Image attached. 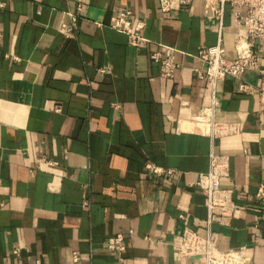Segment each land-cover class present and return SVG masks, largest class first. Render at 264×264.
Segmentation results:
<instances>
[{
    "label": "crops",
    "instance_id": "1",
    "mask_svg": "<svg viewBox=\"0 0 264 264\" xmlns=\"http://www.w3.org/2000/svg\"><path fill=\"white\" fill-rule=\"evenodd\" d=\"M0 264H199L180 257L184 228L210 232L222 264H264V118L250 88L199 80L193 59L216 43L218 19L192 0L162 13L158 0H0ZM129 9L137 47L110 27ZM225 9V55L245 35ZM77 17L75 31L63 30ZM175 50L171 79L149 53ZM264 70V42L257 45ZM256 73L244 80L254 85ZM225 132L210 136L209 125ZM228 161L224 217H208L196 186L210 155ZM162 170L158 176L147 166ZM170 171V173L168 172ZM183 215L181 221L179 216ZM209 219V223L208 222ZM17 251V252H15Z\"/></svg>",
    "mask_w": 264,
    "mask_h": 264
},
{
    "label": "built area",
    "instance_id": "2",
    "mask_svg": "<svg viewBox=\"0 0 264 264\" xmlns=\"http://www.w3.org/2000/svg\"><path fill=\"white\" fill-rule=\"evenodd\" d=\"M176 2L179 7H186L192 3V0H176ZM3 6L4 3H0V8ZM226 8L231 11V25L245 30V35H237L234 39L233 59L226 57L221 38V31L225 29L223 16ZM158 9L162 13L170 12L172 0H158ZM204 12L217 17L220 33L214 45L200 49L192 55L193 59L204 66L203 70L194 69L195 76L212 88L217 81L228 77L238 82V89L242 92L253 88L259 98V113L264 118V70L260 67L257 48L258 43L264 42V0H205ZM69 19L70 23L63 25V30L75 31L78 27L77 17L69 13ZM110 27L123 33L127 37L129 46H138L143 25L141 22L132 21V12L129 9H124L113 16ZM155 46L156 49L149 53V59L159 66L161 77L171 79L178 67L174 59L175 50L167 48L164 53H161L159 45ZM249 73L257 74L254 85L244 80V76ZM208 131L212 137L225 132L223 126L217 123L209 125ZM147 169L156 176L162 173L161 169L151 165L147 166ZM228 172L227 158L211 154L208 172L201 175L196 182V186L205 194V207L209 219L215 215L226 216L232 207L231 190L220 187L221 180L228 177ZM255 196L264 204V184L259 185ZM179 218L181 221L184 220L183 215ZM123 241V236L118 234L108 238L104 243L107 250L118 255L115 264L122 263V254L126 249ZM172 247L180 257H201L199 264H222L214 257L216 249L213 237L208 230L206 235L202 236L186 227L180 236L173 239ZM77 262L78 256L74 252L72 263Z\"/></svg>",
    "mask_w": 264,
    "mask_h": 264
}]
</instances>
